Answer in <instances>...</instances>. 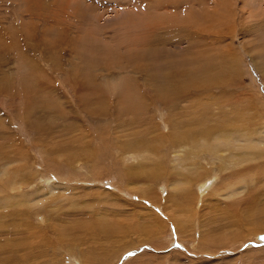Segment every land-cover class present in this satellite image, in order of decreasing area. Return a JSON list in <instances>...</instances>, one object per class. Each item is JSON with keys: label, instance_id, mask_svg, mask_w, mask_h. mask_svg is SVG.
Listing matches in <instances>:
<instances>
[{"label": "rangeland", "instance_id": "rangeland-1", "mask_svg": "<svg viewBox=\"0 0 264 264\" xmlns=\"http://www.w3.org/2000/svg\"><path fill=\"white\" fill-rule=\"evenodd\" d=\"M196 75L209 91L174 108L144 85ZM126 86L139 108L113 116ZM199 101L237 148L198 151L188 165L207 178L190 186L169 121L199 116ZM240 145L252 155L238 167ZM186 188L190 212L197 195L207 206L202 226L181 215V235L169 197ZM263 210L264 0H0V264H264Z\"/></svg>", "mask_w": 264, "mask_h": 264}, {"label": "bare ground", "instance_id": "bare-ground-1", "mask_svg": "<svg viewBox=\"0 0 264 264\" xmlns=\"http://www.w3.org/2000/svg\"><path fill=\"white\" fill-rule=\"evenodd\" d=\"M183 21V20H182ZM190 24V23H189ZM204 27V26H203ZM211 27V26H210ZM208 28V27H207ZM170 29V28H169ZM214 33V32H213ZM206 38V37H205ZM162 41H165V38L163 39H160ZM163 44V43H162ZM165 44V43H164ZM163 44V45H164ZM166 46V45H165ZM174 46H178V43H175ZM143 50V49H142ZM158 53V52H157ZM157 56V55H156ZM159 56V54H158ZM159 62V61H158ZM196 64V63H195ZM171 65V64H170ZM145 68V67H144ZM176 69V68H175ZM143 70V69H142ZM146 71V70H145ZM204 70H202V72L198 71L199 74H202L204 73L203 72ZM147 72V71H146ZM177 72V71H176ZM177 74V73H176ZM188 81L184 80L182 82L179 83V85H176L175 82H172V84L170 85L167 84L166 82L164 81H161V82H158L157 79L154 77L153 78V81H149V80H146L145 82V86L150 89L158 99L161 100V102L166 105V106H169L171 108H174L175 104L178 102L174 99H179V97H183V95H186V91L187 89H192V88H197L199 91H203L205 90L204 92L206 91H209L208 89H210V81L203 78L202 76H186L185 77ZM210 78V76H209ZM219 80L224 82L226 81V79H224V76H218ZM167 79V78H166ZM168 80V79H167ZM178 84V83H177ZM226 84V83H225ZM144 86V87H145ZM136 88V87H135ZM124 89V88H123ZM132 89V87L130 86H126L125 89H124V92H122V95L119 96V98H117L115 100L116 105L119 106V108H115L114 112H113V116H118L120 117V112L122 113V115H125L127 114L128 110L131 112H135L134 110H137L139 108L138 105H135V99H137L136 96V93L133 92L132 90V93L130 95V90ZM143 89V88H142ZM135 91V90H134ZM198 91V92H199ZM202 92V93H204ZM150 93V94H151ZM209 93V92H208ZM196 95V94H195ZM195 95H191L192 97L195 96ZM198 96V94H197ZM129 98H130V101H129ZM195 98V97H194ZM193 98V99H194ZM206 98V97H205ZM210 98V97H208ZM147 99V98H146ZM140 101H144V99L141 97ZM139 101V102H140ZM140 102V103H141ZM200 102V101H199ZM198 102V103H199ZM127 103H130L129 105ZM196 104V103H194ZM125 105H127L126 109L124 108ZM219 105V104H218ZM199 106L201 107L199 109V116H196V117H193V118H189L188 121H186L185 123H182L183 120L179 121V120H176V121H172L170 120L169 122L171 123V126H172V132H169V137H170V142L172 144V147L175 146V151L176 152H182V151H185V153L183 155L180 154V156L176 155V166H180L181 168H184V170H187V172H191V174L189 175L188 173L186 172H182L184 178L188 176L189 178V181H184V183L188 182V184L190 183V186L191 185H195L197 183L200 184L201 181H203V179L207 178L206 177V171L207 168L206 166H203V165H198V164H194L192 165L191 163L188 165V160H197L198 157L200 156L198 154V151H214L215 149H219L220 150V147L223 145V146H226V150H230L231 148H229L230 144L231 146H233L234 149L237 148V144L234 142V137L233 135L231 134H222V133H218L215 131V127H216V124L215 123H210L207 126H205L204 124V121H205V115L208 114L209 110H210V105H207L205 104V101H201L199 103ZM215 106V105H214ZM115 107V106H114ZM210 107V108H209ZM87 108V107H86ZM137 108V109H136ZM114 109V108H113ZM214 108H212L213 110ZM219 109V108H218ZM74 110H76V113L78 112L77 111V108H74ZM120 110L118 113L117 111ZM216 110V109H215ZM94 112L95 114H98V112L96 111H92ZM100 112V111H99ZM188 112V110H186L185 114ZM180 113V112H179ZM100 117L101 116H106L108 113L107 112H100ZM98 114V115H99ZM132 116L136 115V113H131ZM109 115V114H108ZM111 115V114H110ZM81 117V115H80ZM97 117V116H95ZM108 117V116H107ZM106 117V118H107ZM199 119V120H198ZM213 119L212 117L209 119L211 120ZM236 119V118H235ZM224 122L226 121H230L229 120H223ZM134 119H132L128 125L131 126L134 124ZM231 122V121H230ZM237 124L236 121L232 122V124ZM198 124H200L199 126V129L197 130V126ZM195 125H197L195 127ZM139 126V125H138ZM219 127L224 129L220 124H219ZM117 128V127H116ZM120 129H121V126H120ZM226 130L230 131V130H235V128H227ZM225 131V130H224ZM226 132V131H225ZM232 132V131H231ZM251 133V131L248 129L246 131L243 132V135H249ZM140 143H142V140L139 141ZM165 142V141H164ZM134 145V143H129V148ZM137 145V143L135 144V146ZM140 146V145H139ZM215 148V149H214ZM239 149H243V153L241 152V155L239 154L238 155V159H237V162H238V167H241V163L245 162V161H248L249 159H251V155H252V152L247 150V145L245 146H239ZM232 156V155H231ZM219 157L221 159L222 162H224V165L223 166H220L219 168L220 169H223V167L225 166V163L227 161H229V163H232V157L229 158V160H227L228 158H226L225 156H223L222 154H219ZM184 161V162H183ZM184 163V164H182ZM230 165V164H229ZM229 168L231 166H228ZM180 168V169H181ZM225 168H227L225 166ZM204 169H206L205 171H203ZM192 170V171H190ZM210 171H213V170H209ZM130 172V171H129ZM7 173V171L5 170L2 174H5ZM131 173V172H130ZM126 174L130 177H134L135 176V173H131L129 174L128 172H126ZM163 174H151L148 176V178H150L151 180H154L156 179L157 177L161 176ZM228 180V179H227ZM225 183H227V186H233V180H229ZM174 181V180H173ZM173 181H171L170 179V185H173ZM23 182V181H22ZM228 182H231L230 184H228ZM188 186V185H187ZM201 187V188H200ZM200 190L202 189V186L200 185ZM241 191V188L239 187H233V188H230L229 190H226V193L224 192H221V191H214V192H210V194H208L206 197L204 196V200L205 199H209L208 201L211 202V201H214L215 202V198L213 197H226L227 195H232L233 193H239ZM203 192V191H202ZM178 195L176 196H170L169 197V200H170V204L171 206H173L175 212H176V215L175 216V219L173 218L174 220V223H175V227L178 229V232H180V234H184V230H183V227L182 225H180V222L183 223L185 222V219L188 218V217H191L193 218L190 219L188 218L187 221L189 220V223L193 224V223H196L197 225V221L199 220V223H200V226L204 225L205 223L202 222L201 218H196V214L198 216H202V217H205L204 214H199L198 213V209H197V204H201L202 201H201V197L200 196H196L194 197L193 199V206H192V212H190L189 208H188V201L190 200V192L187 191V188L185 190H183L181 193H176ZM157 199V198H156ZM12 200V199H11ZM206 201V202H208ZM12 203V202H11ZM222 202H220L221 204ZM204 209L206 208V204L203 202L202 203ZM212 205V204H211ZM199 207V206H198ZM24 208V207H23ZM212 208V207H210ZM246 211V210H245ZM264 210L260 213H258V215H261L263 214ZM185 215V216H188L186 217L185 219L181 216V215ZM253 215H257V214H253ZM218 215V212H217V209L216 207H214L213 209H211L208 217L206 218L207 219V223L208 220H211V221H215L218 220L217 218ZM241 216V215H240ZM248 216H252L251 214H249ZM247 216V217H248ZM263 216V215H262ZM238 217V216H237ZM264 217V216H263ZM239 218V217H238ZM239 219H242V218H239ZM236 220V218H235ZM234 220V221H235ZM159 225H164V222L163 221H159L157 222ZM233 225L234 223L231 222ZM262 222H260L259 224H261ZM237 224V223H236ZM23 225V224H22ZM25 226V225H24ZM106 225L103 224V230H105L107 233H109V228L108 226L105 227ZM230 226V225H229ZM264 231V224L263 225H260ZM55 228V227H54ZM64 230V228H63ZM193 230V236L196 235V233L198 232L195 228L192 229ZM55 231L58 232L59 236L60 237H63L64 235V232H61L59 230H56L55 228ZM65 231V230H64ZM119 234V233H118ZM190 234V235H191ZM206 234V233H205ZM229 234V233H228ZM227 234V235H228ZM225 235V234H224ZM186 237V236H185ZM61 240V239H60ZM208 250V249H206ZM216 250L215 249H211L210 252H215ZM41 252V251H40ZM9 254V252H8ZM9 257L7 258L8 260L4 262V264H11L12 260H11V256L12 254L8 255ZM22 260V259H21ZM76 260V259H75ZM14 261V260H13ZM24 261V259H23ZM27 260H25L24 264H28L26 263ZM83 263V262H82ZM15 264V263H13ZM22 264V263H21Z\"/></svg>", "mask_w": 264, "mask_h": 264}]
</instances>
